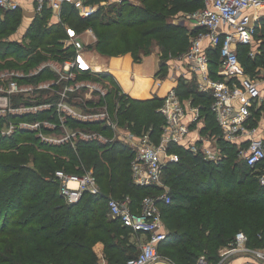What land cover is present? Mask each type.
<instances>
[{
	"label": "trees",
	"instance_id": "16d2710c",
	"mask_svg": "<svg viewBox=\"0 0 264 264\" xmlns=\"http://www.w3.org/2000/svg\"><path fill=\"white\" fill-rule=\"evenodd\" d=\"M203 7V0H144L143 7L124 4L105 11L100 6L92 16L82 18L66 4L62 23H51L50 10L35 16L27 30V45L6 38L7 32L22 21L21 10L5 12L0 18V72H27L50 57L63 60L65 54L60 48L66 37L65 26L78 33L92 28L98 37L96 50L104 56L131 54L139 62L141 55L159 47L161 71L165 72L166 62L186 54L191 37L198 31L190 32L174 19ZM258 49L261 54L254 59L249 56L250 47L239 46L237 50L252 76L257 67L264 66V42ZM209 56L215 78L220 61L218 49H211ZM45 77L52 79L54 75L46 71L32 81ZM115 83L110 95L114 93L116 99L110 96V101L112 107L118 105L121 123L126 122L137 133L151 131L157 142L165 122L158 112L163 99H133ZM178 90L180 97L194 95L199 102L211 104L212 97L197 92L194 85H182ZM260 111L254 110L253 125H258ZM74 125L85 128L82 123ZM209 125L219 133L211 114ZM220 146L225 157L218 162L206 161L202 155L176 144L171 146L180 158L164 174L172 202L160 203L169 234L160 244L159 253H166L173 264H197L202 256L217 264L220 251L233 246L240 232L247 235L248 247L264 248V186L258 177L262 168L251 169L240 160L238 144L221 141ZM76 147L69 143L46 145L36 133L22 130L0 138V264H97L94 248L98 243L104 245L110 263L125 264L139 254V244L145 238L110 217L107 197L129 196L135 210L141 208L145 197L156 196L161 189L134 184V154L122 142L79 141ZM58 170L75 174L92 170L100 194L86 193L79 203L68 204L60 194V182L48 179L54 178Z\"/></svg>",
	"mask_w": 264,
	"mask_h": 264
},
{
	"label": "built area",
	"instance_id": "2783aa9c",
	"mask_svg": "<svg viewBox=\"0 0 264 264\" xmlns=\"http://www.w3.org/2000/svg\"><path fill=\"white\" fill-rule=\"evenodd\" d=\"M37 15L41 16L45 10H50L53 19L62 23V9L66 4L72 5L80 17L88 18L98 9L97 4H89L87 0H33ZM123 1V0H122ZM120 0V3L122 2ZM204 7L190 14L193 28L198 30L191 37L189 50L181 56L185 63L193 66L199 75V91L208 93L212 97L207 107L193 109L190 122L184 105L175 89H171L164 98L163 105L158 112L164 117L162 132L157 142L152 138L151 131H143L140 135L129 129L121 130L118 122V110L112 114L107 107L102 110L84 109L75 103L72 96L82 92L97 93L104 98L107 93L98 85L85 83L81 79L89 75L102 76L96 69L90 51L83 41V33H78L71 26L66 27V37L61 41L63 60L57 65H41L33 71L1 75V80L8 79L7 88L0 94V113L3 117L14 115L15 122L7 124V133L11 135L19 130H32L37 137L55 145L70 143L77 149L74 138L85 142H98L103 144L124 141L134 154L131 161L132 179L135 185L144 188H160L156 196H147L143 199L140 209L131 207L129 196L115 198L107 197L109 215L119 219L123 225L140 233L144 241L139 244L140 252L136 257L130 258L125 264H171L167 258L160 261V244L166 240L169 229L162 216L160 203L166 205L172 202L171 188L164 182V174L168 166L177 163L179 157L169 152L173 144H181L190 134V123H197L202 118L201 109H207L215 119L219 133L213 131L211 138L198 137L189 140L188 149L194 155H202L206 161L218 162L225 157L223 150L218 148L220 142L238 144V157L244 160L248 167L256 170L261 167L259 182L264 186V132L258 125H253L254 110L264 108V72L257 69V77L252 78L245 70L238 56L239 46H253L256 35L262 29L264 22V0H203ZM100 4L104 5L105 1ZM20 0H0V12H14L21 8ZM88 45L96 41L91 29L86 30ZM218 49L219 69L217 78H213L209 51ZM71 52V53H69ZM69 53V54H68ZM90 53V54H89ZM258 53V54H257ZM260 54L253 49L249 56L255 58ZM51 72L54 77L47 82L32 81L41 73ZM221 78L224 80L222 81ZM27 80L33 84L28 85ZM55 90V96L46 102L27 104L17 108L10 106L11 96L16 93L28 95L34 92ZM102 101V103H101ZM104 105L105 100L97 99ZM92 106L91 103H89ZM86 105V107H90ZM33 113L51 112L46 120L21 121L17 123L18 116L23 112ZM82 123L85 128L77 131L69 130L70 123ZM100 126L105 130L96 129ZM43 130L51 132L52 137L45 136ZM62 130L57 136L54 134ZM110 132L111 137L107 135ZM200 143L202 145H200ZM213 144L214 147L210 144ZM213 147V148H212ZM60 182V194L68 204L79 203L86 193L98 195L101 192L98 178L92 170L84 174L67 173L58 170L54 178ZM248 237L240 232L236 236L233 246L220 251L221 260L217 264H224L225 258L243 253L249 256L250 261L245 264H264V249L248 247ZM97 264L110 263L104 254L98 256ZM197 264H212L202 256Z\"/></svg>",
	"mask_w": 264,
	"mask_h": 264
},
{
	"label": "crops",
	"instance_id": "0c3cea01",
	"mask_svg": "<svg viewBox=\"0 0 264 264\" xmlns=\"http://www.w3.org/2000/svg\"><path fill=\"white\" fill-rule=\"evenodd\" d=\"M20 2H21L22 7L19 10H21L22 21L23 19L25 20V18H27L25 21L31 24L35 16H38L35 10L34 1L33 0H20ZM1 13L4 14L3 12ZM51 22L56 23V19L53 20V17H51ZM262 26H263L262 29L260 28L258 31V34L256 35V38H255L256 43L253 46H248L250 47V50L253 49L257 52L260 51L258 47L263 43V41L259 39V36L262 37L264 35V22ZM86 30L83 32L84 34L86 33ZM87 50L88 52L90 51L91 53V50H89L88 48ZM260 54H261V51H260ZM161 57H162L161 50L159 47H156L155 50L151 52L150 54L141 55V61L139 62L134 61L131 54H125L123 56H118V57L109 56V59L106 60V62H103V64H101L100 66H97V67L95 66V67L97 70H99L100 73L102 72V75L107 74L108 76L112 78H114L112 76L113 71H118L120 73H129V71L123 69V67L121 66L122 64H126V65L128 64L130 67H132L134 71L132 70V72L129 73L132 76L129 79V85L127 89H124L122 86L117 84L116 81L115 82L120 90L121 88L123 89V91L121 90L123 93H125L126 95L130 96L133 99L146 100V99H152V98L158 97V98L163 99L164 101V98L167 96V94L170 92L171 89H175L178 94L179 86H182V85H185V86L194 85L195 88L197 89V92L204 93V92L199 91V87H198L199 75L197 72L194 71L193 66L185 63L184 59L181 57L172 58L166 62L168 66V68L166 67V70L168 69V71L163 72L161 71V68H162ZM127 58H129V61H127ZM93 62H94V59H93ZM257 69L264 70V66H260L256 68L255 76H253L254 78L257 77V72H256ZM136 78L143 79V82L145 84L144 88L135 89V79ZM216 78H217V73H216L215 79ZM221 80L223 81L224 79L221 78ZM204 94H207L208 96H210L208 93H204ZM180 100L182 104L184 105L187 116H188V118L186 119V122H190L193 109L208 106L207 102H203L205 100L199 102L198 100L195 99L194 95H189V96L183 95L182 97H180ZM201 111L203 114L201 120L197 123H192V122L190 123V126H191L190 134L187 136L186 140L183 141V143L176 144L177 146L182 147L184 149L186 148L188 149L189 140H194V139H197L198 137L211 138L213 131H214L213 128H211L209 125V115L211 114V112L205 108L201 109ZM260 113L261 114L258 117L260 119L259 120L260 123H258V127L260 131L264 132V108L260 111ZM118 122H119L120 128H122L120 116H118ZM95 127L96 129H100L103 132H105V130L102 129L100 126H95ZM125 129H129L130 131L135 132L130 128V125L126 126ZM141 133L142 131L140 133L135 132V134H138V135H140ZM107 135L109 137L112 136L110 132H108ZM160 135L161 133L159 134V137ZM156 138L158 140V137ZM117 142H122L125 144L124 141H117ZM200 145L202 144L200 143ZM210 145L214 147L212 143ZM171 146L169 147V152L175 153L171 151ZM220 148L222 149L221 146ZM164 182H165V178H164ZM165 184L167 183L165 182ZM141 241H144V239H141ZM95 248H94L95 252L98 256L104 254V245L102 243H98L95 246ZM231 257L232 258L226 264H245L246 262L251 260L249 256H245L243 253L234 254ZM171 264L173 263L171 262Z\"/></svg>",
	"mask_w": 264,
	"mask_h": 264
},
{
	"label": "rangeland",
	"instance_id": "374dc122",
	"mask_svg": "<svg viewBox=\"0 0 264 264\" xmlns=\"http://www.w3.org/2000/svg\"><path fill=\"white\" fill-rule=\"evenodd\" d=\"M104 1H105L104 5L100 4L99 2H98L99 4L97 3V5H98V8L100 6H103L105 11H107L110 7L117 6L119 8L120 6H122L124 4H131V5H137V6H142V7L144 6V0H123V1L121 0L122 1L121 3H120V0H104ZM190 14L191 13L180 14L174 19V22L177 24H181L188 31L193 32V30H194L193 21L190 19ZM0 18H4V14H2V16H0ZM26 19L27 18H25V20ZM25 20L23 19V21H20V23L17 24V26L15 27V29L8 31L6 38L9 37V39H11L10 41H15L18 43L22 42V45H27L29 41L26 39V34H27V30L30 26V23H27ZM53 20H55V19H53ZM51 23L53 24L54 22H51ZM58 23H61V22H58L56 20V24H58ZM11 28H13V27H11ZM88 29H91L93 31L94 35L96 36V41L93 44L88 45V38L89 37L87 34H84V33H83L84 34L83 41L87 45V48L89 50H91V55L94 59V64L97 67V66H100L101 64H103V62H106V60L109 59V56H104L96 50L95 46H96V42L98 41L97 34L94 32V30L92 28H88ZM259 39H261V41L264 42V35L262 37L259 36ZM60 49H62V48H60ZM127 61H129V58H127ZM58 63H59V60L50 57L48 59H45L40 64V66L41 65H50V64L57 65ZM121 66L123 67L124 70L129 71V73L132 72V70L134 71V69L132 67H130L128 64L127 65L122 64ZM37 68H39V67L31 69V70H29V72L36 70ZM167 68H168V66H167ZM22 71H24V70H12L11 72H9V70H2L0 72V77L2 74L7 73V72L10 73L9 75H12V73L22 72ZM167 71H168V69L166 70V72ZM129 73H120L118 71H113L112 76L114 78L104 77V76L99 77L97 75H89L87 78L81 79V81H83L85 83H90V84H95V85L100 86L101 88H103V91L105 93H107V95H105L104 98H102V97L100 98V96L96 92L92 93V94H88V96L86 94H84L85 92H82L78 95L72 96L71 100L75 99L74 104L82 106V107H84V109L90 108V110H94V109L102 110L103 108L107 107L108 110L110 112H112V114H115V111L118 110V105L117 106L115 105V107H112V102L110 101V96H112L114 99H116V96L114 95V93H113V95H110V92H112L113 85H114L113 82L116 81L117 84L122 86L124 89H127L128 85H129V79L132 76ZM263 74H264V72H261V75H263ZM249 75L252 78H254L251 74H249ZM105 76H108V75H105ZM8 80H9V78L3 79V80H1V78H0V88L1 89L7 88ZM48 80L49 79L45 77L42 80V82H44V81L47 82ZM26 83L28 85L33 84V82L31 80H27ZM117 84L115 86L118 88ZM144 87H145V84L143 82V79L136 78L135 79V89H137V88L142 89ZM121 90L123 91L122 88H121ZM4 91L5 90H0V94H3ZM54 96H55V90H50V91L46 90V91L34 92V93L28 94V95L16 93V94H13L11 96L10 106L13 108H17V107H21V106L25 105V107H27V104L32 103L34 105L37 103L46 102L51 97H54ZM97 99L105 100L104 105H101V103H102V101H101V103H99V107H95V103H96ZM89 103H91L92 106H90ZM0 104H1V102H0ZM86 105H89L90 107H86ZM92 108H94V109H92ZM17 116L19 117L17 120V123H19L21 121H36V120H43L44 121V120L48 119V117L49 118L51 117V112H49V114L46 112L33 113L32 111L25 110L22 115H17ZM11 121L15 122V116L14 115H7V116L3 117L2 114L0 113V138L12 136V134H14V133H12L11 135L6 134L7 133V124ZM258 123H260V122H258ZM258 123H256V124H258ZM126 126H127L126 122H123V124H121V127H122L121 130L125 129ZM68 128L71 131H77V129H81V127L75 126L74 124H71V123L68 126ZM17 131H19V129ZM22 131L29 132L32 130L26 129V130H22ZM133 131H135V130H133ZM137 131L139 132L140 130H137ZM61 132H62V130L57 131L54 134L59 136L61 134ZM43 134L45 136H48V137L53 136L51 134V132H47L44 130H43ZM40 140H41V142H44V144H46V145H55L54 143L44 141L42 138H40ZM74 141L76 143H78L80 140H78V138H74ZM59 145H61V144H59ZM217 147L220 148V145H217ZM177 155L180 158L179 154H177ZM67 161L70 162L69 160H67ZM262 249H264V248H262ZM160 256H161L160 261H165L168 258L167 254L164 252L161 253ZM231 256L225 258L224 264H226L232 258ZM165 264H168V263L166 262Z\"/></svg>",
	"mask_w": 264,
	"mask_h": 264
}]
</instances>
